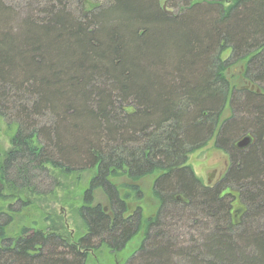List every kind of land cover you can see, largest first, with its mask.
I'll return each mask as SVG.
<instances>
[{"label": "trees", "instance_id": "1", "mask_svg": "<svg viewBox=\"0 0 264 264\" xmlns=\"http://www.w3.org/2000/svg\"><path fill=\"white\" fill-rule=\"evenodd\" d=\"M159 1L0 0V118L16 128L0 161V201H13L0 211V264H85L90 249L121 252L143 229L127 264H264V0H164L172 14ZM238 61L240 89L225 75ZM213 139L229 167L211 187L187 162ZM91 171L78 244L6 233L60 177ZM153 174L158 214L128 215L113 179L126 176L140 200L134 183Z\"/></svg>", "mask_w": 264, "mask_h": 264}, {"label": "rangeland", "instance_id": "2", "mask_svg": "<svg viewBox=\"0 0 264 264\" xmlns=\"http://www.w3.org/2000/svg\"><path fill=\"white\" fill-rule=\"evenodd\" d=\"M83 1L88 9L93 8L100 3L104 5L105 2V0ZM167 1L168 3L172 2V4L179 2V0ZM14 4L12 5L14 6ZM164 5V0H160L159 7ZM20 6L23 7V4H20ZM77 6L78 5L75 3L73 8H77ZM169 9L173 11L174 15L177 12L174 8L169 7ZM220 56V62H226L230 60L232 54L231 51H225ZM245 65V62L238 61L234 65H230L225 71V75L230 84L232 86L237 85L239 89L248 84V80L244 75ZM229 110L228 107L224 117L234 113ZM15 132L16 128L14 126H7L6 122L0 118V161L4 152L10 148V140ZM187 163L188 166L193 169L194 174L203 185L211 186L208 184L210 178L209 174L212 175L213 182L223 177L229 167V156L225 150L217 147L215 139H213L206 146L191 154ZM94 174L95 172L91 171L80 175L74 174L60 177L59 180L62 184L61 188L52 196L45 198H32L33 204H31L29 208L24 209L20 214L13 215L14 222L7 228L6 233L11 237H18L25 228L41 230L44 232H51L52 230L56 231V234L67 242L78 244L79 240L85 236L87 231L82 220L78 216V208L82 206L83 194L88 187L89 180ZM157 176L158 174L149 175L137 183H134L138 185L141 191L140 200L136 199L135 194H129L127 185L132 182L128 180L126 176H119L113 179V183L118 187L120 194L122 196L129 195L127 202L129 207L128 215L133 214L137 210H141L143 214L142 219L144 221L156 217L160 209L159 200L154 194V183ZM215 183L216 182L213 184ZM21 196L27 200L29 199L25 194H22ZM10 201L11 200L0 201V211H7L9 204L13 202ZM99 203L105 206L108 204L107 198L101 191H98L95 194L94 204ZM234 210L235 214L238 207H234ZM235 220L237 222L240 220L237 213L235 214ZM179 231L180 235H184L185 240L190 241L192 236H195V232L192 233V230L187 231V229L183 230L182 226H180ZM179 234H176L178 238H180ZM143 239L144 229L132 241H130L121 252H113L105 246L95 251L90 249L85 264H127L128 260H131L140 249Z\"/></svg>", "mask_w": 264, "mask_h": 264}, {"label": "water", "instance_id": "3", "mask_svg": "<svg viewBox=\"0 0 264 264\" xmlns=\"http://www.w3.org/2000/svg\"><path fill=\"white\" fill-rule=\"evenodd\" d=\"M163 9L168 13V14H172L171 11H167V7H166V4L164 5ZM252 143V140L250 137H246L244 138L243 140H241L237 146L240 148V149H244L246 147H248L250 144Z\"/></svg>", "mask_w": 264, "mask_h": 264}, {"label": "flooded vegetation", "instance_id": "4", "mask_svg": "<svg viewBox=\"0 0 264 264\" xmlns=\"http://www.w3.org/2000/svg\"><path fill=\"white\" fill-rule=\"evenodd\" d=\"M213 173H214V172H213ZM213 173H212V174H213ZM224 175H225V174H224ZM209 177H210V178H209V182H208V184H210L211 186L215 185L216 183H215V184H213V183H214V182H218V181L222 178V177H221V178H219V179H217L216 181L213 182V181H212V175H211V174H209ZM212 184H213V185H212Z\"/></svg>", "mask_w": 264, "mask_h": 264}, {"label": "bare ground", "instance_id": "5", "mask_svg": "<svg viewBox=\"0 0 264 264\" xmlns=\"http://www.w3.org/2000/svg\"><path fill=\"white\" fill-rule=\"evenodd\" d=\"M164 7V6H163Z\"/></svg>", "mask_w": 264, "mask_h": 264}]
</instances>
